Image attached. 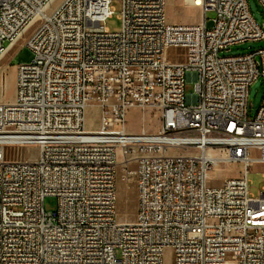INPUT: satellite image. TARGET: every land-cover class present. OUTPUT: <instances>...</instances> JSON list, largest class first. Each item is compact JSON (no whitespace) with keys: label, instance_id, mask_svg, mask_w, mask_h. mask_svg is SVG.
<instances>
[{"label":"built area","instance_id":"built-area-1","mask_svg":"<svg viewBox=\"0 0 264 264\" xmlns=\"http://www.w3.org/2000/svg\"><path fill=\"white\" fill-rule=\"evenodd\" d=\"M119 1L110 31L112 0H0V60L16 31H30L32 53L0 102V264H165L167 248L170 264H264V188L253 197L247 179L264 164V89L252 117L247 101L264 47L220 55L263 40L262 25L247 0H201L194 24L169 22L166 0ZM131 109L154 113L157 130H129ZM7 146L35 159L8 160ZM218 163L240 174L212 184ZM119 167L135 185L131 221L117 215Z\"/></svg>","mask_w":264,"mask_h":264},{"label":"rangeland","instance_id":"rangeland-1","mask_svg":"<svg viewBox=\"0 0 264 264\" xmlns=\"http://www.w3.org/2000/svg\"><path fill=\"white\" fill-rule=\"evenodd\" d=\"M250 13L254 20L262 25L264 30V14L257 0H247ZM166 16L171 23L194 24L198 23L202 17V11L199 6H194L191 0H166ZM198 4V3H197ZM111 6L113 14L105 21L106 27L110 31H118L121 26L119 18L120 1L112 0ZM211 9L205 13L207 18L212 17ZM207 27L210 21H207ZM264 47V39L260 41H245L239 44L231 45L220 55H234L246 53ZM32 53L29 47L21 39L13 44L4 58L0 61V102H11L15 96V74L16 67L20 62L30 60ZM181 59V57H179ZM264 89V78L258 77L248 89V115L253 116L261 103ZM194 93V78L186 75L184 82V95L188 96ZM98 109L90 105L85 112V126L88 129L98 127ZM127 125L131 131H139L143 126L146 131L154 132L159 126V120L154 113L146 112L145 116L141 115L139 109H131L127 115ZM32 146H7L4 149V156L8 160H17L34 152ZM252 155H256L252 151ZM241 166L238 163H218L210 170V182L218 184L222 179L237 176L240 174ZM122 170L119 167L116 181V207L119 220L131 221L134 218L136 209V191L134 181L122 179ZM264 164L254 163L250 165L247 179L249 181V192L253 197L259 196V192L264 188ZM264 192V190H263ZM43 206L45 211H53L56 207V199L53 196L44 198ZM164 263L170 264L173 259V252L170 248L165 249Z\"/></svg>","mask_w":264,"mask_h":264},{"label":"bare ground","instance_id":"bare-ground-1","mask_svg":"<svg viewBox=\"0 0 264 264\" xmlns=\"http://www.w3.org/2000/svg\"><path fill=\"white\" fill-rule=\"evenodd\" d=\"M191 3L194 5H198L201 3V0H191ZM41 13L43 15H55L56 13L55 1H45L44 4L41 6ZM21 39H23L25 45L29 47V45L31 44L30 31H16V34L14 37V44ZM88 130L92 131L93 129H88ZM33 159H35V150L33 153H30L28 155L26 154L25 157L18 159V160H33Z\"/></svg>","mask_w":264,"mask_h":264}]
</instances>
